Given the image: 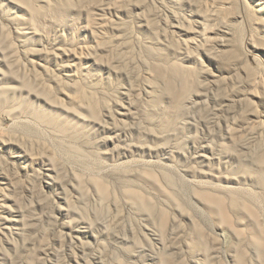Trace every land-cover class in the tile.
Returning <instances> with one entry per match:
<instances>
[{"label": "rangeland", "instance_id": "rangeland-1", "mask_svg": "<svg viewBox=\"0 0 264 264\" xmlns=\"http://www.w3.org/2000/svg\"><path fill=\"white\" fill-rule=\"evenodd\" d=\"M49 1L33 16L0 0V264H264V46L250 22L227 37L231 71L228 53L211 62L199 50V80L184 83L157 48L172 38L161 0ZM222 1L199 4L224 22ZM102 17L116 25L106 33L115 43L88 56ZM52 76L64 85L56 92ZM61 97L74 110L52 103ZM132 158L154 164L102 175ZM100 175L104 189L93 185ZM207 175L236 187L238 239L193 184Z\"/></svg>", "mask_w": 264, "mask_h": 264}, {"label": "bare ground", "instance_id": "bare-ground-1", "mask_svg": "<svg viewBox=\"0 0 264 264\" xmlns=\"http://www.w3.org/2000/svg\"><path fill=\"white\" fill-rule=\"evenodd\" d=\"M161 1H162V3H159L160 9L164 10L163 13L166 14V16L164 15L166 17V19L164 18L162 20V24L168 29V32L170 31L169 34L172 36V38L169 40V42L166 40V38H164V40L163 39L162 40L156 39L157 40L156 44H157V48L159 50V53L161 55L162 64L167 65L176 74V79L181 81V82L188 83L190 81L194 82V81L199 80L198 76L191 74L192 71H195V68L192 67L191 61H192L194 54H196L199 50L202 51V54L205 56V58H207L211 62H215L214 61L215 59H217L216 61L222 60L223 57L221 59H218V57L221 55H224V53H228L230 55V57L228 58V64L226 65L225 69H229L236 64L233 57L237 58V56L235 54H233V52H231V50H227V48L230 47L229 39L227 37L232 35L231 31L233 30L234 26L238 23L239 20H242L243 22H244V20H248L250 22V25H251L250 29H251L252 33H256L255 36L252 34L253 35V43L256 44L257 46L258 45L264 46V20L259 19V17L263 16V14H264V5L261 6L260 8L259 7L254 8L251 5V3H247V0H223L222 2H218L219 7L216 6L215 12H216L217 16L218 15L223 16L222 20L224 22H222V21H219L218 18H216V17L213 18V16H210L206 12H203L201 9L202 7L199 4L200 0H161ZM224 2H226V3H224ZM16 3L17 4L14 5L15 9L16 8H18L19 10L22 9V10H24V13H25V11H27L29 14H31V15L33 14V16H35L34 14L37 15V14H40L43 12V6L42 7L39 6L38 3L46 4V3H51V2L49 0H16ZM46 5L49 6L50 4H46ZM226 5H231V9H228V10L222 9V7H225ZM182 9H183V12H185V13H183L182 16L178 15L182 11ZM10 19H11V21H10L11 23L13 22L16 25L20 24L19 23L20 20H15L12 17H10ZM115 26L116 25L112 21H110V20L108 21V19H106L105 17H102L101 22L97 25V27H98L97 32L98 33L95 36V41L93 43L94 45H92L89 49L86 48L87 50H85L86 53L88 52V54H87L88 56L98 55V53L101 52L103 49H106L109 47V45H112L115 43V41L110 40L109 37H107V35H106L107 29L108 28L110 29V27L115 28ZM36 32H37L36 29H34V27L32 25V31L30 34H32V36H35ZM260 34H262L261 37H260ZM9 42H8V44H9ZM240 45H241L240 51H241L242 56L247 55V56L251 57V54H252L251 51H244V48L246 46H249L247 43V40L242 39ZM246 48H245V50H246ZM248 49L249 48H247V50ZM24 54L26 57H28L26 52ZM74 54H75V52H74ZM29 60H31V59H29ZM29 62L31 64L30 66L33 69H35L34 61H29ZM197 64H199L198 67L200 68V70H206L207 66H205L204 61L202 63H197ZM216 65H218V63H216ZM229 70L231 71V69H229ZM33 75H34L33 76L34 80L37 81L38 79H37L36 75L35 74H33ZM256 75H259V72H257ZM246 76H248V73ZM51 81H52V84H51L52 87H50V88H52L53 91H55V92L58 91L59 88L61 89V87H64V85L62 84V82L60 80V77H58V76L57 77L52 76ZM95 81H96V84H94L95 87L101 86L99 79H97ZM30 83H31V81H30ZM28 85L30 88V84H28ZM48 88H49V86H48ZM50 88H49V90L51 91ZM31 91H33V90L31 89ZM42 93H44L43 90H42ZM89 93H90V95L96 96L95 93H92V92H89ZM44 95H45V93H44ZM47 95H49V94H47ZM0 96H4L5 101H6V99L8 98V93H6L4 89H0ZM49 96L51 97V95H49ZM66 99H67V97H64V98L61 97L60 99L57 98L54 102L52 100H50V101H52V103L55 105H59L64 110H74L73 107L71 106V104H66V102H65ZM0 100H2V99H0ZM2 101H4V100H2ZM105 107H108V104L106 105V102H105ZM77 115L81 116L80 113H77ZM83 122L84 121H82V123ZM73 126H75V125H73ZM232 129H234V128H232ZM228 130H231V127H230V129L229 128L226 129V132ZM232 131L233 130H231V132H229V131L228 132L232 133ZM228 132L226 134H228ZM229 135L231 136L232 134H229ZM230 139H232V138H230ZM132 155L133 154H131V156H129V157L131 158ZM126 157H128V156H126ZM132 159L129 162L118 163V164L113 163L115 165L105 164L104 168H103L102 175H104L107 172L114 171V170L116 172H118L119 174L124 175L128 172V170H129L128 168L137 167V166L142 167L143 166V167H147V169H148V167H150L152 164H154L150 161L144 162V161H139V159H136V160H134V159L132 160ZM49 161H50L51 165L54 162L52 159ZM128 174H130V173H128ZM145 175H146L147 179H151L150 175H148V174H145ZM160 175L163 176L162 174H160ZM208 176L209 175H207L205 177V179L208 178L210 181H207L208 179L205 181L201 180L200 182L194 181L195 183H193V184L196 185V187L198 186L201 189H203L202 191H205V193H202V195H201L205 204H206L205 206H207L211 209L217 208L219 210V213L221 216V218H220L221 224L223 226L227 227L228 230L230 229V230L234 231V233L237 235V239H238V237L242 236V234H244V232L242 230H236L235 225H234V220L231 216V212H233L238 207L239 201L236 198L229 196L230 193H233L236 191V187L234 185H229V182L222 180L221 178H220V180L218 179L216 181L217 177L215 178V181H216V184H215L214 182H212L211 177L210 176L208 177ZM94 180L96 182V184L95 183L93 184L94 187H96L95 185H97L98 187L102 188V186H104L106 183V182H104L105 181L104 177L101 175L94 178ZM152 180H154L155 183L158 185V183H160L161 179H159L157 177V175H155L152 178ZM148 181H146V182H148ZM76 183H77V181H76ZM78 184H76V186ZM152 185L154 187V184H152ZM76 186H75V188H77ZM98 187L96 189L97 191H98ZM157 187L161 188L159 185ZM106 188H108V187H106ZM163 188L164 187H162L161 189H163ZM102 189H104V188H102ZM106 190H108V189H106ZM106 190H103V192H105ZM216 190H220V192H222L223 194L214 192ZM112 193H114V192H112ZM127 194H129V193H127ZM132 195L134 196V194H132ZM138 195L139 194H136L135 197ZM139 198L140 197L138 196L137 199H139ZM245 205L246 204H244V206L242 205L243 206L242 211L243 212L245 211L247 213V215L252 216L253 215L252 211L250 212V210H248ZM238 208H240V206ZM244 215H246V214H244ZM251 218H250V220H251ZM201 239H202V237H201ZM195 243H196V241H195ZM196 244H194V245L196 246ZM240 244H241V242H240ZM198 248H200V247L198 246ZM240 257H242V256H240Z\"/></svg>", "mask_w": 264, "mask_h": 264}]
</instances>
